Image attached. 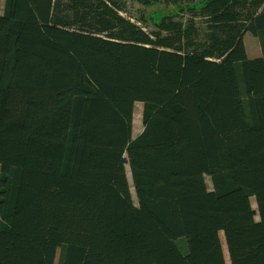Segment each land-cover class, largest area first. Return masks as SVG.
<instances>
[{"label":"trees","instance_id":"1","mask_svg":"<svg viewBox=\"0 0 264 264\" xmlns=\"http://www.w3.org/2000/svg\"><path fill=\"white\" fill-rule=\"evenodd\" d=\"M166 2L0 0V264H264V0Z\"/></svg>","mask_w":264,"mask_h":264},{"label":"rangeland","instance_id":"2","mask_svg":"<svg viewBox=\"0 0 264 264\" xmlns=\"http://www.w3.org/2000/svg\"><path fill=\"white\" fill-rule=\"evenodd\" d=\"M127 8L130 11L131 16L144 17L148 24H152V18H158V15H162L167 12H173L175 10V4L167 3L166 0H125ZM180 12V11H179ZM126 16H130L129 13H123ZM130 16V17H131ZM134 19V18H133ZM243 41L247 50L249 57H256L261 54L259 39L250 32L244 33ZM141 110L142 104L140 102L135 103L134 112H133V121H132V135L136 136L142 130V121H141ZM206 182L208 187L211 189V182L208 176H206ZM136 202V200H135ZM251 205L256 209L255 202L253 198L251 199ZM257 218V216H256ZM220 239L223 246V252L226 264H230L227 249L225 246L224 236L220 233ZM58 256V252H57Z\"/></svg>","mask_w":264,"mask_h":264},{"label":"bare ground","instance_id":"3","mask_svg":"<svg viewBox=\"0 0 264 264\" xmlns=\"http://www.w3.org/2000/svg\"><path fill=\"white\" fill-rule=\"evenodd\" d=\"M126 168H127V176H128V179H129V183H130V188H131V191H133V188H132V182H131V176H130V172H129V167L128 165H126Z\"/></svg>","mask_w":264,"mask_h":264}]
</instances>
